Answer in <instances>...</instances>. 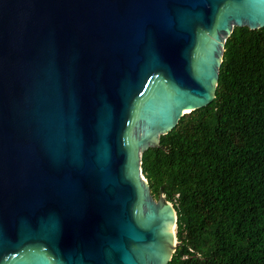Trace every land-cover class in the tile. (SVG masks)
<instances>
[{
	"label": "water",
	"instance_id": "95a60500",
	"mask_svg": "<svg viewBox=\"0 0 264 264\" xmlns=\"http://www.w3.org/2000/svg\"><path fill=\"white\" fill-rule=\"evenodd\" d=\"M244 26L264 0H0V264H167L141 155L212 102Z\"/></svg>",
	"mask_w": 264,
	"mask_h": 264
},
{
	"label": "trees",
	"instance_id": "16d2710c",
	"mask_svg": "<svg viewBox=\"0 0 264 264\" xmlns=\"http://www.w3.org/2000/svg\"><path fill=\"white\" fill-rule=\"evenodd\" d=\"M223 49L212 102L141 155L176 215L167 264H264V27H235Z\"/></svg>",
	"mask_w": 264,
	"mask_h": 264
},
{
	"label": "bare ground",
	"instance_id": "6f19581e",
	"mask_svg": "<svg viewBox=\"0 0 264 264\" xmlns=\"http://www.w3.org/2000/svg\"><path fill=\"white\" fill-rule=\"evenodd\" d=\"M145 183V182H144ZM174 217V216H173ZM173 231H174V224H172V227H171V234H173Z\"/></svg>",
	"mask_w": 264,
	"mask_h": 264
}]
</instances>
